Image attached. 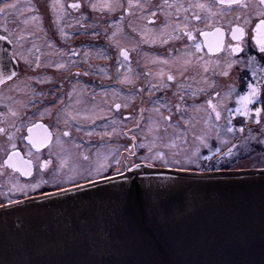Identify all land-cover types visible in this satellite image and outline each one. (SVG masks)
Wrapping results in <instances>:
<instances>
[{
    "label": "flooded vegetation",
    "instance_id": "1",
    "mask_svg": "<svg viewBox=\"0 0 264 264\" xmlns=\"http://www.w3.org/2000/svg\"><path fill=\"white\" fill-rule=\"evenodd\" d=\"M93 3L97 10L92 9ZM108 3L123 7L99 10V0H0V7L16 5L0 12V37H7L0 39V76L16 73L0 83V128L5 129L0 133V173H10L26 184L39 174L63 169L76 184H85L81 179L85 175L73 173L82 165L74 158L93 161L101 147L115 143L119 149L108 159L111 167L104 173L117 167L126 169L123 165L135 162L145 150L142 142L148 140L146 132L163 135V124L185 132L192 108H212V86L195 79L199 60H235V69L252 82L255 76L264 75V59H250L256 54L253 29L264 18L259 15L264 11L259 0H242L255 5L248 9L221 6L219 0H131V8L129 0ZM200 3L208 8L193 7ZM72 4L80 6L73 8ZM193 13L200 15L201 21H196ZM34 16L39 19L33 20ZM237 25L245 28L242 52H232L230 47L241 43L231 35ZM217 27L224 33L222 38H205L203 32L214 33ZM176 36L179 38H170ZM217 40L222 47L211 52L209 42L215 45ZM196 44L202 47L197 49ZM122 51L129 53L127 58ZM189 60L192 62L187 63ZM100 67L106 69L105 76ZM169 75L174 79L168 80ZM106 88L111 100L101 102L100 92ZM239 89L243 92L246 86ZM23 93L27 94L25 100H21ZM116 104L121 107L116 109ZM11 112L19 115L13 117ZM169 115L170 123L162 119ZM29 128H33L32 133ZM45 128L51 141L37 147L28 137L42 136ZM12 144L21 156L32 160L30 176L5 165ZM130 152L135 155L130 156ZM44 161H50L47 167ZM49 185L7 196L0 193V204L51 193Z\"/></svg>",
    "mask_w": 264,
    "mask_h": 264
},
{
    "label": "water",
    "instance_id": "2",
    "mask_svg": "<svg viewBox=\"0 0 264 264\" xmlns=\"http://www.w3.org/2000/svg\"><path fill=\"white\" fill-rule=\"evenodd\" d=\"M133 183L144 191L133 194L126 211ZM84 185L1 206L0 264L264 260V169L191 172L142 164Z\"/></svg>",
    "mask_w": 264,
    "mask_h": 264
},
{
    "label": "rangeland",
    "instance_id": "3",
    "mask_svg": "<svg viewBox=\"0 0 264 264\" xmlns=\"http://www.w3.org/2000/svg\"><path fill=\"white\" fill-rule=\"evenodd\" d=\"M108 3V0H99V5ZM107 8H104L103 10H106ZM229 63L232 64V67L229 68ZM236 61H228L227 58H216L213 60H205L202 59L198 61V69H200L199 72H196L195 79L197 83L201 84H209L212 86V101L215 102L214 105L215 111H222V114L220 112V119L217 120L215 117V112L205 106H197L195 108L191 109V121L189 120L185 125V132H182L179 129L174 127H169L166 124H163L165 126V130L163 135L159 132L150 133L146 132L145 136L148 140H145L142 142L143 146L145 147V150L143 151L141 156L136 157L137 160L135 163L137 164H144L148 167L152 168H164V165L160 163L159 161H142L141 157L144 156H153L155 152L161 151L165 154L166 158H171L172 153L179 152L180 157L183 158L186 155H191L197 148H199L198 153V159L196 163L188 166L187 171H195L193 170V167L195 165H199L200 163L203 164V166H211L214 163V160H216V156L221 155L222 152L227 149L228 145L232 144L231 137H229V133L225 129L224 121L227 119L229 121H237L236 123L238 125L243 122L242 119H251L253 118L255 121L257 119L255 114V105L258 103V107L264 109V75H259V77H254V82L251 81L250 77H243L240 75V73L235 69ZM100 71L102 75H106V69L104 67H100ZM227 71L228 75H223V73ZM264 72V71H263ZM264 74V73H263ZM251 83L254 84L256 87L259 88V95L256 99V101L253 104L248 105V108L250 109V114L248 117H245L242 112L238 113L236 109L242 108V104L240 103V97L242 95H246L249 91L247 85ZM243 86H246L245 91H241L239 88H242ZM101 97L100 101L103 102H109L110 94L108 89H104L100 92ZM218 94L217 98H214V95ZM27 97L26 93L22 94L21 100H25ZM220 109V110H219ZM209 116H211V119H209ZM238 118V119H237ZM262 120H264V111H261L260 117H259V124L256 125L255 129L259 128L260 124L262 123ZM264 122V121H263ZM225 125V126H224ZM264 132V124L260 126V134L262 131ZM195 134V135H193ZM263 134V133H262ZM204 136L205 140L202 142L201 140L197 139L199 136ZM260 136V135H259ZM186 138V143H185ZM153 146V152H148V146ZM174 145V146H173ZM231 146V145H230ZM229 146V147H230ZM119 149V143H115L114 145L110 146H103L99 150V154L96 157L89 158L88 160L80 157H76L78 163H81L79 170L76 169L73 171L75 175H91L92 178L97 177L95 175L96 168L102 164V163H108V159ZM219 149V151H217ZM248 152L250 154H253V150L250 147H247L242 150L241 154ZM234 155H240V151H238V148L233 150ZM234 155H232V158H230L231 161L234 159ZM210 158V163H202V160H208ZM239 158V157H238ZM262 159H264V156H261ZM132 162V161H131ZM264 163V161H263ZM152 165V166H150ZM249 165L248 161H245L243 163V167L246 168ZM173 170H180L177 166H171ZM168 168V167H167ZM133 168H126L122 169L123 173L125 174L127 171ZM246 170V169H245ZM71 172L69 171V174ZM123 174V175H124ZM53 175H57V183H61V188H72L73 186H70L71 184L69 181V175L63 170H54V172H46L44 174H39L38 176L34 177L33 179L29 180V183L20 181L19 178L16 176H13L10 173L1 172L0 173V193L4 196L14 194L19 191V186L27 185L24 189V192L27 190H36L32 189V185L36 184L39 180L43 179L45 181H48L46 184H50L52 188V192L60 191L57 187L54 188L52 177ZM104 176L109 177H116L120 176L116 174V171L110 173H104L102 174ZM74 179V178H73ZM75 180V179H74ZM102 180L101 176H99L96 181ZM49 185V186H50ZM84 185V184H81ZM51 192V193H52ZM22 201V200H20ZM19 202V201H16ZM13 203V202H12ZM15 203V202H14ZM11 204V203H8ZM7 204H0L1 206H4Z\"/></svg>",
    "mask_w": 264,
    "mask_h": 264
},
{
    "label": "snow or ice",
    "instance_id": "4",
    "mask_svg": "<svg viewBox=\"0 0 264 264\" xmlns=\"http://www.w3.org/2000/svg\"><path fill=\"white\" fill-rule=\"evenodd\" d=\"M259 4L261 6H264V0H259ZM219 5L223 6V5H228L230 8L231 6L233 5H236L242 9H248V8H251V7H255V5H250V4H247V3H242V0H219ZM80 5L78 4H72L71 7L73 8H77L79 7ZM92 9L93 10H97L98 9V6L97 4L93 3L91 5ZM118 7H123L122 5L120 4H111V3H106V4H101L99 5V10H103L104 8H107L109 11H114L116 8ZM129 8L132 7V3H131V0H129V5H128ZM140 7H143L142 5H140ZM193 7L195 8H200V9H207L208 6L206 4H203V3H200V4H196V5H193ZM16 8V5L15 4H5L3 7H0V12H4L6 9H14ZM53 8H55V5H53ZM210 10V9H209ZM153 16L156 15L155 12L152 13ZM215 15V14H213ZM222 15V13H221ZM259 15L261 17H264V11H261L259 13ZM193 16H194V19L196 21H201V16L200 15H197L196 13H193ZM36 19H39L38 17H33V20H36ZM239 19V17H238ZM155 21H153L154 23ZM245 23H250V21L248 19H245ZM168 26L166 25L165 28H167ZM6 32L8 31L7 28L4 29ZM133 31H135V29H133ZM253 32H254V35H253V40H254V44H255V48H254V51L256 52L255 55H251L250 56V59L253 61V62H256V58L257 56H260L262 59H264V18H261L259 19V22L256 24V26L254 27L253 29ZM165 33L162 32L161 35H164ZM61 35H63V29H61ZM115 35V33L113 34ZM189 37L192 38L193 40L195 39L194 36H192V33L189 32L188 33ZM203 35L205 36V38H207L210 33L209 32H203ZM211 35H216V36H219V37H223L224 33L222 32L221 28L217 27L215 29V32L212 33ZM231 35H232V38L234 40H237V41H241V43H237L235 46H230L231 47V51L232 52H242L244 49L242 47V43H243V37L245 36V28L244 27H241L239 25H237L236 27H234L231 31ZM170 38H175V39H178L179 37L176 36V37H170ZM0 39H7V37H0ZM144 42H148L147 40H145ZM163 43H167V40H163L162 41ZM213 46H215V49L216 50H220L221 47H222V43H221V40H217L215 42V45H213L212 42H209V50L211 51L213 49ZM195 47L197 49H200L202 47V45L200 44H196ZM121 55L124 56V57H128L129 53L127 51H122L121 52ZM192 61L189 60L187 61V63H191ZM165 63H167V61H165ZM36 66L39 67L40 64H39V58H37V63H36ZM59 67L63 68L64 65L61 64L59 65ZM229 68L232 67V64L229 63L228 65ZM186 70V69H185ZM256 73L255 71L252 72V75L254 76ZM16 73L15 72H12L11 74H8L6 77L4 76H0V83H3L4 82V79H8V80H11L13 78V76H15ZM181 75H183V72H181ZM223 75H228V72L225 71L223 73ZM127 79V78H125ZM168 80H173L174 77L169 75L167 77ZM249 91L247 92L246 95H242L240 97V103L242 104V108H238L236 109V111L238 113H241L245 116V117H248L249 114H250V109L248 108V105L250 104H253L258 95H259V88L256 87L254 84H251L249 83L247 85ZM209 105H211V101H208ZM116 109H119L121 107L120 104H116L115 105ZM212 107V110L215 112V117L217 120L220 119V112L219 111H215V105H211ZM155 111H159V109H154ZM255 111V114H256V123H259V117H260V113L261 111H264V109L260 108V107H256L254 109ZM11 115L13 117H16L18 116L19 114L16 113V112H11ZM73 119H75V117H73ZM162 119L165 121V122H171L172 120V116L169 115V116H162ZM209 119H211V116H209ZM229 124H231V121H229ZM15 126V125H13ZM34 127H44L42 125H35ZM234 129L232 127H229L228 128V131L229 132H232ZM28 131L30 133L33 132V128H29ZM251 131V130H249ZM5 132V129L3 128H0V133H4ZM113 132H115V129H113ZM239 132L240 133H243L244 132V127H241L239 129ZM106 135H112V133H105ZM64 135H68L67 132L64 133ZM195 135V134H193ZM29 140H31L33 142V144L37 147H40V146H43L45 144H49L50 141H51V133L47 131V129L45 128L44 130V134L38 138H33V136H29L28 137ZM197 139L201 140L202 142L205 140V137L202 135V136H199L197 137ZM186 138H185V143H186ZM174 146V145H173ZM143 147V145H142ZM237 147L236 144H233L231 148H229L227 150V153L226 155L231 157L233 155V149H235ZM11 148H12V151L11 153L7 156V159L5 160V165L7 167H10L12 169H17V170H20V171H23L24 175L25 176H30L32 174L31 170H32V160H23L22 157H20V153L18 151H16V145L15 144H12L11 145ZM219 151V149L217 150ZM148 152L149 153H152L153 152V146L152 145H149L148 146ZM198 153H199V148H197L195 150V152H193L191 155H186L184 156L183 158H179L180 157V153L179 152H174L172 153V156L171 158H166L165 157V154L161 151H158V152H155V154L153 156H144V157H141V160L142 161H148V160H152V161H159L160 163H162L164 166H177L180 168V170L182 171H187L188 170V166L196 163L197 159H198ZM29 155H31V153H29ZM130 156L132 155H135L134 152H130L129 153ZM50 163V161H44V167H47V165ZM115 163L117 165H120L121 164V161L120 160H116ZM152 166V165H150ZM199 166V165H197ZM111 167V165L107 164V163H102L100 164L96 170H95V175L97 176H101L102 179L104 180H109L111 179L112 177H109V176H103L102 174L104 172H106L109 168ZM124 168H139L141 167V164H137L135 163L134 161L130 162V163H126L123 165ZM116 174L118 175H123V171L121 170L120 167H117L116 168ZM57 175H53L52 177V181H53V186L54 187H57L60 191H69L71 190L70 188H61L59 186V184L57 183ZM81 179H83L85 181V184L86 185H92V184H95L97 183L96 180L92 179L91 175H88V176H82ZM69 183H71L73 185V187L75 188H81V187H84L85 185H80V184H76L75 183V180L72 178V177H69ZM48 183V181H45L43 179L39 180L36 184L32 185V189H36L38 187H40L41 185L43 184H46ZM28 187L27 185H23V186H19V191L21 192H24V189ZM144 190L141 188L140 185L138 184H135L133 183L132 186H130L127 190H126V204L129 205L128 207H126V211H130V202H131V199H132V196L134 193H142ZM26 194V193H25ZM261 264H264V260L261 261Z\"/></svg>",
    "mask_w": 264,
    "mask_h": 264
},
{
    "label": "trees",
    "instance_id": "5",
    "mask_svg": "<svg viewBox=\"0 0 264 264\" xmlns=\"http://www.w3.org/2000/svg\"><path fill=\"white\" fill-rule=\"evenodd\" d=\"M257 105H255V108ZM238 119V118H237ZM243 122H241L240 125H238L235 121V119L229 124L228 121L225 122V129L229 133V137H231L232 144L228 145L227 149H225L221 155L216 156V160H214V163L211 166H203V164H199V166L195 165L193 167V170H196L197 172H217V171H240V170H260L264 169V159L261 158V156H264V132L260 134V126L264 124V120H262V123L260 124L259 128L255 129L256 125L259 123H256V121L251 119H242ZM232 127L234 130L232 132L228 131V128ZM241 127H244V132L240 133L239 129ZM251 130V131H249ZM260 135V136H259ZM233 144H236L238 148V151H240V155H234V160L231 161L229 156L226 155L227 150L232 147ZM230 146V147H229ZM250 147L253 150V154H250L248 152H245L241 154L242 150ZM235 148V149H236ZM233 149V150H235ZM239 157V158H238ZM245 161L249 162V165L244 168L243 163ZM210 158L208 160H202V163H210ZM172 168L171 166H164V168Z\"/></svg>",
    "mask_w": 264,
    "mask_h": 264
}]
</instances>
